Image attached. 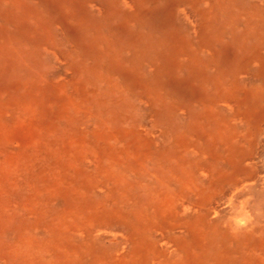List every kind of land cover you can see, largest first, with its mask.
Returning a JSON list of instances; mask_svg holds the SVG:
<instances>
[{"label": "rangeland", "instance_id": "rangeland-1", "mask_svg": "<svg viewBox=\"0 0 264 264\" xmlns=\"http://www.w3.org/2000/svg\"><path fill=\"white\" fill-rule=\"evenodd\" d=\"M263 148L264 0H0V264H264Z\"/></svg>", "mask_w": 264, "mask_h": 264}, {"label": "bare ground", "instance_id": "bare-ground-1", "mask_svg": "<svg viewBox=\"0 0 264 264\" xmlns=\"http://www.w3.org/2000/svg\"><path fill=\"white\" fill-rule=\"evenodd\" d=\"M43 1V0H42ZM60 2V1H59ZM56 3H57V1H56ZM135 6V5H134ZM193 10V9H192ZM54 20V19H53ZM57 23V22H56ZM237 28V27H236ZM29 35V34H28ZM235 41V40H234ZM29 43H31V42H29ZM17 46H18V44H17ZM16 46V47H17ZM18 48V47H17ZM29 48V47H28ZM19 49V48H18ZM17 50V49H16ZM204 56V55H203ZM6 57V56H5ZM202 60H204V59H202ZM203 66V65H202ZM179 67V66H178ZM228 68V67H227ZM182 74V73H181ZM182 76V75H181ZM180 77V76H179ZM169 78V77H168ZM170 79V78H169ZM171 81V80H170ZM203 83V82H202ZM183 87V86H182ZM196 92V91H195ZM222 92H224V91H222ZM179 93V92H178ZM224 95V94H223ZM227 95V94H226ZM220 96V95H219ZM221 97V96H220ZM215 99V98H214ZM209 100V99H208ZM212 100V99H211ZM213 101V100H212ZM199 102V101H198ZM206 103V102H205ZM220 105V104H219ZM183 106V105H182ZM223 106V105H222ZM213 114V113H212ZM224 117V116H223ZM225 118V117H224ZM217 119V118H216ZM227 119V118H226ZM225 120V119H224ZM228 120V119H227ZM25 127H26V130H25V134H24V136H25V138H26V140H29L30 139V136H31V133H30V131H29V129L27 128V126H26V124L24 125ZM201 130V129H200ZM12 137H14L15 138V134L12 136ZM188 147V146H187ZM264 149V148H263ZM264 175V174H263ZM239 186V185H238ZM196 187V186H195ZM189 199V198H188ZM142 201H144V200H142ZM218 203V202H217ZM180 219V218H179ZM182 220V219H181ZM180 221V220H179ZM176 222V221H175ZM88 226V225H87ZM243 229V228H242ZM246 229V228H245ZM145 230H147V231H149V228L148 227H146L145 228ZM244 230V229H243ZM243 235V234H242ZM230 236V235H229ZM233 237V236H232ZM102 238V237H101ZM95 239H96V237H95ZM162 240V239H161ZM227 242V241H226ZM232 242H233V239H232ZM133 249L131 250V251H127L126 253H123L121 256H123V258H119V259H117V264H126V263H124L123 262V260L124 259H130L131 261H130V263L129 264H141L142 263V261H141V259H142V257H144V256H146L147 255V253L144 251V249L143 248H141L140 246H139V244L138 243H133ZM250 247V246H249ZM228 250V249H227ZM232 254V253H231ZM180 263V262H179Z\"/></svg>", "mask_w": 264, "mask_h": 264}]
</instances>
